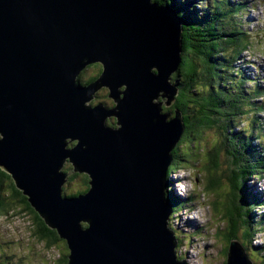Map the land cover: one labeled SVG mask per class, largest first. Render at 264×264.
Returning a JSON list of instances; mask_svg holds the SVG:
<instances>
[{
	"label": "water",
	"instance_id": "obj_1",
	"mask_svg": "<svg viewBox=\"0 0 264 264\" xmlns=\"http://www.w3.org/2000/svg\"><path fill=\"white\" fill-rule=\"evenodd\" d=\"M181 34L153 0H0V168L66 242L68 264H186L165 184L185 125L163 108L178 95ZM94 64L102 73L82 85ZM102 87L115 108L90 105ZM67 161L89 176L86 193L63 195ZM226 264L253 263L232 241Z\"/></svg>",
	"mask_w": 264,
	"mask_h": 264
},
{
	"label": "trees",
	"instance_id": "obj_2",
	"mask_svg": "<svg viewBox=\"0 0 264 264\" xmlns=\"http://www.w3.org/2000/svg\"><path fill=\"white\" fill-rule=\"evenodd\" d=\"M153 1L172 8L183 23V60L180 69L173 75V84L179 87V96L173 111L179 110L182 112L186 132L180 144L172 152L173 163L169 167L165 178L166 198L173 210L171 219L192 200L172 196V188H174V186H171L172 175L178 170L177 167L184 162L182 147L186 146L183 152H189L193 145V142L188 140L190 137L194 138L196 134L200 136L204 130H213L218 137V141L209 152L207 151L209 153L207 171L213 170L215 172L213 178L210 179L209 175V188L215 189L221 184L218 175L222 164L221 160L224 157L223 163L227 162L231 165L228 170L229 196L231 199L228 200L229 208L226 215L233 221L230 226L231 230L225 232L224 235L228 243L238 240L239 237L243 249H248V245H253L254 240L257 241V232L264 230L263 228L260 229V227H263L264 222L262 219H264V215L260 216L261 220L257 219L261 207H259L257 200L251 199L250 194L248 195L246 192V182L249 178H258L264 175V160H259L262 157L257 156L251 148L246 146L247 151L249 150L252 155L248 152L242 155L241 150H239L242 143L232 136L230 131L235 129L237 125L235 122L241 118L244 110L252 109V104L253 109L260 106L254 100V96L248 97L243 90V80H235L228 87L227 82L232 81V78L226 73V67L231 61L226 52L232 46L234 56L231 55L233 56L231 59L238 56L241 50L246 47L244 37L235 31L227 33L225 27L229 28L234 25L232 18L235 14L224 13L225 9L223 7L215 6L212 10H207L196 5L193 0ZM225 20L227 24L224 23ZM100 74L98 72V75L93 76L90 82L96 81ZM233 74L235 75V72ZM259 90L258 88L255 92L257 95L261 94ZM165 112L168 113L167 110ZM249 113L247 112V115ZM255 123H257V119L253 120L252 125ZM247 133L249 132H241L240 135L246 137L249 135ZM76 176V174L72 175L70 180ZM83 182L87 185L85 190L67 195L75 196L87 192L90 188L88 177L83 178ZM209 188V192H212ZM16 203L20 204L23 213H29L33 217L35 235L40 240L45 241L49 247L58 242H65L58 236L57 231L48 227L39 214L36 213L28 202L27 196L17 188L12 177L0 168V213L4 209L8 211ZM247 206L248 208H246ZM235 213H238L239 219L236 218ZM83 226H86V224H83ZM257 248L263 250L264 246ZM180 259L182 260V258ZM6 264L9 263L6 262ZM65 264H68V261Z\"/></svg>",
	"mask_w": 264,
	"mask_h": 264
},
{
	"label": "rangeland",
	"instance_id": "obj_3",
	"mask_svg": "<svg viewBox=\"0 0 264 264\" xmlns=\"http://www.w3.org/2000/svg\"><path fill=\"white\" fill-rule=\"evenodd\" d=\"M207 2L212 4L211 0ZM255 3L258 5V11H254V13H251V11L249 13L245 12V20L251 17L250 20L256 21L259 15H264V3L260 5L257 0H255ZM261 22L264 21L261 20ZM242 23L245 22L243 21ZM255 25L256 23L252 27L255 28ZM259 28V33L264 32L263 24H259ZM259 33L253 40V46L249 49L251 55L248 53L244 54H247L246 60H250L253 63L256 61L260 64L264 60V55H262L264 54V34L261 36ZM102 70V67L99 68L93 65L84 73L83 77L84 79H89L98 75V72L101 73L100 71ZM81 79L84 80L83 78ZM99 92L100 99L97 102L104 100L112 105V102L107 98L108 93L105 88H101ZM160 101L162 102V99ZM163 108L171 112L173 107H166L163 104ZM114 123L115 120L113 118L108 119L110 126L117 127ZM253 127L257 131V127L255 125ZM188 140L193 142L192 149L189 152H183L186 146L182 147L184 162L177 167L178 170L172 175L171 186H174L172 188V196L182 194L184 198L191 197L193 200L187 206L194 207L191 210L186 209V207L183 211L176 214L173 219L169 220V227L178 236L176 251L178 257L185 260L186 264H226L228 253V251L226 253V250L229 243L224 234L231 230L230 226L233 224L232 219H229L226 215L229 208L228 200L231 199L229 196L230 182L228 180V170L231 165L227 162L223 163L224 157H222L218 175V180L221 181V184L215 189H210L209 175L211 179L215 172L213 170L207 171L209 160L207 151L209 152L217 143L218 137L213 130H204L200 136L196 134L194 138L190 137ZM68 168L69 165L66 164L64 170L66 169L65 171H67ZM82 175L84 174L78 173L74 179L69 180V183L64 186L65 195L86 189L87 185L84 184ZM246 183V192L252 198H255L256 191L261 192L259 190H264L256 186V184L263 185L264 179H261L260 183H255L249 178ZM208 188L212 192H209ZM263 210L264 208L260 209L259 212L262 213ZM260 213L257 217L258 220L261 216ZM235 216L239 219L238 213H235ZM257 234V241H254L253 245L247 244L248 249L244 248V251L253 264H263L264 257L261 249L253 246L256 242L264 244V231H258ZM240 240L238 237L236 242L241 244ZM69 254L70 251L66 242H58L49 247L45 241L40 240L35 235L33 217L29 213H23L19 203L13 204L8 211H5V209L1 210L0 257L3 255L13 256L9 260V264H65L67 261L69 263ZM3 263L5 264L6 262L4 261Z\"/></svg>",
	"mask_w": 264,
	"mask_h": 264
},
{
	"label": "flooded vegetation",
	"instance_id": "obj_4",
	"mask_svg": "<svg viewBox=\"0 0 264 264\" xmlns=\"http://www.w3.org/2000/svg\"><path fill=\"white\" fill-rule=\"evenodd\" d=\"M91 66H93V65H90V66H88L83 72H82V74L84 75V73L91 67ZM94 66L95 67H99L100 66V64H94ZM80 75V77L81 78H83L84 79V77H83V75ZM98 74V73H97ZM81 78H79V80H80V82L81 83H85V84H83V85H86V84H89V83H92V82H90V80L89 79H91L92 77H90L89 79H84V80H82ZM88 80V81H87ZM87 81V82H86ZM102 88H105V90L107 91V98L112 102V105H110L107 101H104V100H102V101H100V102H97L99 99H100V89L96 92V94L94 95V97H93V100L91 101L92 102V104L93 105H96V104H102V105H104L105 107H107V108H109V109H113V108H115V106H116V102H115V100L113 99V98H111L110 97V91H109V89L108 88H106V87H102ZM103 97V96H102ZM94 101H96V102H94ZM114 120H115V123H114V125H117V122H116V119L114 118V117H112ZM72 144V143H71ZM66 164H68L69 165V168L68 169H70L71 167H72V165H71V163L69 162V161H67L66 163H65V165ZM65 167V166H64ZM64 169V168H63ZM66 170V169H65ZM74 172V171H73ZM72 172V173H73ZM74 174H76V175H78V172H74L73 173V175ZM80 174H84V173H80ZM82 177L83 178H85V177H88L86 174H84V175H82ZM89 180V179H88ZM43 220V219H42Z\"/></svg>",
	"mask_w": 264,
	"mask_h": 264
},
{
	"label": "bare ground",
	"instance_id": "obj_5",
	"mask_svg": "<svg viewBox=\"0 0 264 264\" xmlns=\"http://www.w3.org/2000/svg\"><path fill=\"white\" fill-rule=\"evenodd\" d=\"M229 4H230V1L229 0H226ZM218 15V14H217ZM244 16L245 15H242V17L244 18ZM251 16V15H250ZM216 17V16H215ZM249 18H251V17H249ZM256 18V17H255ZM258 18V17H257ZM180 19V18H179ZM219 19V18H218ZM258 19H260V20H262V21H264V15H259V18ZM249 20V19H248ZM216 21V20H215ZM180 22L182 23V21H181V19H180ZM220 22V21H219ZM251 22L253 23V25L256 23V21L255 20H249V21H247V23L248 24H251ZM183 24V23H182ZM222 28V27H221ZM227 28V27H226ZM257 28V25H255V29ZM101 73H102V71H100ZM83 75V74H82ZM220 76V75H219ZM95 78V77H94ZM93 78V79H94ZM90 80V79H89ZM95 80V79H94ZM226 80V79H225ZM88 81V80H87ZM86 81V82H87ZM263 81H264V79H263ZM167 197V196H166ZM167 199V198H166ZM196 218V217H195ZM87 226V225H86ZM86 226H84V227H86ZM239 228V227H238ZM230 243V242H229ZM191 245V244H190Z\"/></svg>",
	"mask_w": 264,
	"mask_h": 264
}]
</instances>
